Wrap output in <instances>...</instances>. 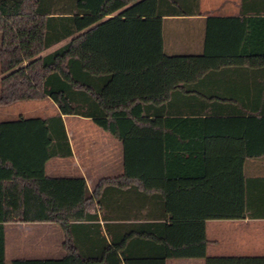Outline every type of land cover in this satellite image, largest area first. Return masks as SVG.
<instances>
[{
    "label": "trees",
    "instance_id": "trees-1",
    "mask_svg": "<svg viewBox=\"0 0 264 264\" xmlns=\"http://www.w3.org/2000/svg\"><path fill=\"white\" fill-rule=\"evenodd\" d=\"M140 1L0 0V107L45 98L57 107V113L47 119L19 116L0 122V131L48 132L47 141L52 136L63 139L66 135L61 115H78L91 118L123 146V173L100 179L89 191L83 177L49 176L42 166L38 172H29L21 163L30 155V145L25 142L19 143L20 146H5L1 142L8 138L0 137V264H85L92 257L84 254L76 243L74 226L90 222L88 224L96 228L104 193L114 185H130L139 192H156L166 198L182 193L200 196V201L195 202L199 212L188 216L172 213L173 220L164 224L163 233L147 232L145 224L138 228L133 240L143 244L160 241L164 249L162 256L147 252L132 258L122 248L124 264H149L153 260L165 264L167 257L203 258L204 264H264V255L206 254L207 219L264 217V150L225 148L229 143L241 145L255 138L249 136L247 140L226 135L212 139L211 135L204 134L201 151H163L162 147H157L165 140L157 118L163 112L249 114L246 129L260 131L263 134L260 140H264V0H247L253 6L247 15L206 17L199 53H164L163 97L140 96L111 105L104 101L101 90L115 70L91 68L83 56L84 41L101 19ZM162 2L169 7L162 9ZM181 2L157 0L156 12L158 15L188 13L190 10L182 7ZM89 14L95 15L97 20L77 29L74 16ZM216 27H226L229 33L216 35L212 32ZM63 40L65 42L56 49L42 54L43 50ZM234 67H244L243 73L236 74L243 75L240 89L245 96L241 98L242 103L233 104L228 101L237 100L228 93L229 87L212 86L206 81L212 74ZM177 94L187 97L183 106L172 103ZM143 109L152 113L153 118L141 116ZM54 130L60 135L52 133ZM64 152L68 153L69 148ZM252 162H259L263 167L258 168ZM181 218L188 220L183 222ZM187 221L195 224L194 231L183 232L181 223ZM8 222L57 223L64 233V257L13 259L7 263L4 224ZM129 235V232L123 234L120 242L127 241ZM110 241L115 246L120 244L114 242L112 236ZM105 250L116 255L108 243Z\"/></svg>",
    "mask_w": 264,
    "mask_h": 264
},
{
    "label": "crops",
    "instance_id": "crops-1",
    "mask_svg": "<svg viewBox=\"0 0 264 264\" xmlns=\"http://www.w3.org/2000/svg\"><path fill=\"white\" fill-rule=\"evenodd\" d=\"M180 5L190 11L181 15H158L157 0H142L121 12L107 15L87 34L83 46L86 63L95 70L106 68L115 70L101 90L106 103L122 104L140 96L163 97L164 53H199L202 49L206 17L247 15L253 7L247 0H182ZM168 7L169 4L162 2V9ZM96 20L97 17L90 14L74 16L75 26L79 30ZM212 32L216 35L229 33L226 27H216ZM64 42L63 40L46 48L42 54L56 49ZM222 71L212 74L206 83L216 87H229L228 93L237 101L233 99L228 102L242 103L241 98L245 93L240 86L243 85L244 78L243 75L236 73H243L244 67ZM191 97L195 99L194 96ZM186 99L185 94H177L172 103L175 106H183L188 101ZM33 101L36 103L30 108V116H25V111L19 109L18 113L15 112L16 117L2 118L0 122L14 120L19 116L47 119L57 113V107L50 99ZM140 115L153 118L152 113L145 109ZM157 116L161 122L159 131L165 139L157 147H162L163 151H201V137L204 134L211 135L212 139L232 135L249 140L248 137L251 136L255 141H245L246 143L241 145L229 143L225 148L232 150L231 147L236 146L241 147V150L243 147H252L250 149L252 151L264 150V140H260L263 134L260 131L250 132L246 129L248 124L246 119H250L246 117L250 116L249 114L163 112ZM61 118L66 135L63 139L52 136L47 141L48 132L16 134L0 131V137L8 138L1 143L11 146L26 142L25 144L30 145L32 149L28 150L30 155L22 161V167L34 173L42 166L46 175L55 177H83L89 191L94 189L100 179L117 177L123 173V146L119 139L99 127L89 117L61 115ZM53 132L60 135L58 130ZM18 137L32 139L20 141ZM148 145L153 146V143ZM67 148L68 153L64 152ZM252 163L258 168L263 167L259 162ZM196 201H200L199 194L182 193L166 198L156 192H139L130 185L109 187L104 193L103 209L98 211L96 228L90 226L88 224L90 222H86L74 226L73 229L78 246L82 248L84 254L92 257L87 259L85 264H124L120 251L122 248L126 249V253L132 258L147 252L150 255L162 256L164 249L162 245L160 246V241L143 244L133 240L139 231L138 228L145 224L147 232L163 233L166 230L164 224H169L173 220L172 213L178 216L195 214ZM183 218L180 219L183 222L188 220ZM187 222L181 223L183 232L194 231L195 224ZM209 231L212 234L211 239L207 236ZM126 232L130 234L128 240L121 243L120 239ZM111 236L114 242L120 244L112 245ZM205 236L206 254L209 256H245L249 255V251L261 252L264 250V217L207 219ZM63 239V230L54 222H8L4 224V257L7 263L13 259L58 260L65 255L62 248ZM106 243L114 248L117 256L106 252ZM210 245L215 246L213 251L210 250ZM149 264L159 262L155 263L153 260ZM165 264H204V259L167 257Z\"/></svg>",
    "mask_w": 264,
    "mask_h": 264
},
{
    "label": "rangeland",
    "instance_id": "rangeland-1",
    "mask_svg": "<svg viewBox=\"0 0 264 264\" xmlns=\"http://www.w3.org/2000/svg\"><path fill=\"white\" fill-rule=\"evenodd\" d=\"M36 102L33 100H27V101H19L10 105H7L6 107H0V119L2 118H13L16 117L15 112L18 113L19 109H23L25 111V116H30V108L34 106ZM209 231L207 236L209 239H211L212 234ZM211 246V245H210ZM215 249V246H211L210 250L213 251ZM209 250V251H210ZM249 255H258V254H264V250L261 252H255V251H249Z\"/></svg>",
    "mask_w": 264,
    "mask_h": 264
}]
</instances>
